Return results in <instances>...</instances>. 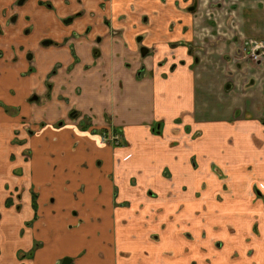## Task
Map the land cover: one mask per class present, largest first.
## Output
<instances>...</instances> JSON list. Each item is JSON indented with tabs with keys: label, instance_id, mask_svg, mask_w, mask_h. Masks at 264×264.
Here are the masks:
<instances>
[{
	"label": "crops",
	"instance_id": "obj_1",
	"mask_svg": "<svg viewBox=\"0 0 264 264\" xmlns=\"http://www.w3.org/2000/svg\"><path fill=\"white\" fill-rule=\"evenodd\" d=\"M18 1L0 0V101L21 107L0 106V195L16 198L0 264H60L43 235L60 222L80 231L67 254L101 245L72 264H264V122L220 106L264 80L244 55L264 41V0Z\"/></svg>",
	"mask_w": 264,
	"mask_h": 264
},
{
	"label": "rangeland",
	"instance_id": "obj_2",
	"mask_svg": "<svg viewBox=\"0 0 264 264\" xmlns=\"http://www.w3.org/2000/svg\"><path fill=\"white\" fill-rule=\"evenodd\" d=\"M264 43V42H263ZM252 47H253V44L252 42H248L247 44V47H245V51H244V55L245 57L248 59V60H252L256 63H259L258 65H255V66H252L250 67L249 71L245 69V72H247V74H250V73H254V74H259V75H264V48H260L257 50V54L256 56L254 55V53L252 52ZM260 63H262V65H260ZM219 72H220V69H218ZM217 78V71L216 69L213 67V68H206L204 71H203V84H204V87H203V90H205L207 87V90L210 92V94H215V92L212 90L210 84H214V83H210V80L213 79H216ZM208 81L207 83L205 82ZM251 87V89H248V88H242L240 90H237L234 94L231 95H228L227 98H225L224 100L221 99L220 100V106H228V107H232V106H236L238 107V111H240L242 114H245L246 116H259L262 118V121L264 122V80H262L260 83H258L257 85L253 86V85H249ZM73 109H70V111L68 112V115L65 117V118H69L70 119H74L75 117V114L74 112H76L77 110L75 109L73 112H72ZM14 115H17L16 112L14 111H11ZM78 118V117H77ZM76 118V119H77ZM64 122L66 123L67 121H65V119H59L58 120V125H61V124H64ZM119 135V138L118 139H121V134H118ZM18 136V138H17ZM17 138V142H23V139L20 138L19 136V133H16V137L15 139ZM14 139V140H15ZM20 140V141H19ZM232 141V139H230ZM121 143L122 144H125L124 141H123V138L121 139ZM230 143V142H229ZM216 167V166H215ZM214 168V171H218V176L220 177V179L222 180V182L224 183V187L227 188L228 184L230 183V180L228 179L229 178V174H227L226 172L224 171H219L218 168ZM226 167V169H228V164H225L224 165V168ZM229 170V169H228ZM229 172V171H228ZM260 192V193H259ZM258 194L262 195V192L258 189ZM52 197L54 196H51L50 198V202L53 203L51 200H52ZM2 195H0V206H2V204L6 203L8 204L9 206L7 207H10V205L14 204L13 202L15 201V197H9L6 199V202H2ZM21 198V197H20ZM14 199V200H13ZM41 199H43V197H41ZM58 205V202L55 204V206ZM21 206V205H20ZM19 206V208H20ZM4 207V205H3ZM0 212H1V209H0ZM76 212L78 213V210L77 209H73L72 211V218L71 219H83L82 217L79 216L78 214V217L76 215ZM154 213V212H153ZM158 213V212H157ZM161 214V213H159ZM7 214L4 215V217L1 215L0 213V241L1 242V246L3 247V249L8 253L10 251H12V248L14 247V245L11 243L13 239V235L11 234V226H10V223L12 222L13 223V217L8 218V215H7V218L6 217ZM48 217V215H46ZM173 219V218H171ZM36 220L35 217H33V219H31L30 221H27V225H31V223ZM153 221V220H152ZM144 223H146V226L145 228L146 229H149L151 231H153L154 233L156 232L154 228H152V223H150V218H148V220L146 219L144 221ZM177 224L179 223L178 220H176L173 224ZM74 225V222H66V224H64L63 222H60V224H52L49 227V234L48 236L46 234H43L44 235V238L49 242H52L54 240H57V243L58 245L56 246V249L54 250L55 254L58 255V256H61L62 255V259L64 257H67V256H77L79 255L81 252H83L84 250L88 252V249L89 248H93V249H97V247L101 246L99 243H97L96 245V248L90 246V243L92 241H90L91 239H83L81 245H82V249H79L77 250L81 245L77 246L74 250H72L73 252L77 250V252L73 253V254H67L64 249V242H67V239L69 237H74L76 235H80V231L79 229L77 228H74L73 227ZM179 225V224H178ZM184 228H182V231L185 235H187V232H184ZM42 231V228L41 229H38L37 232H36V235L39 236L40 232ZM182 233V232H181ZM182 233V234H183ZM160 234L159 232L156 234H153L152 235V239L153 240H158L159 236L158 235ZM95 241V240H93ZM92 244V243H91ZM38 247V243H35V247L33 249H31V251L27 252L26 253V256H31V254L35 251V249ZM104 250H106V252H109L111 253V248H104ZM24 252V251H23ZM22 255V252L18 253V256H20V259L22 258L21 257ZM25 256V257H26ZM29 258V257H27ZM12 258L10 255H8V259H7V262L11 261Z\"/></svg>",
	"mask_w": 264,
	"mask_h": 264
},
{
	"label": "flooded vegetation",
	"instance_id": "obj_3",
	"mask_svg": "<svg viewBox=\"0 0 264 264\" xmlns=\"http://www.w3.org/2000/svg\"><path fill=\"white\" fill-rule=\"evenodd\" d=\"M28 0H19L18 1V4L20 5V6H23L26 2H27ZM69 20H72V17H69L68 19H66V22L67 21H69ZM46 42H49V41H46ZM250 42V41H249ZM264 42V41H263ZM145 47V46H144ZM0 53H2V52H0ZM32 56V53H28V57H31ZM56 72V69L54 68L50 73H49V75L51 76L53 73H55ZM47 95H49V93H47ZM36 95H33L30 99H33L34 97H35ZM0 106L2 107V109L4 110V112H6L7 114H13L11 111H14V112H16V113H19L20 112V110H21V107H19V106H10V105H7V104H5V103H3L2 101H0ZM75 109H73L72 110V112L74 111ZM74 114H75V116L74 117H76L77 116V111L76 112H74ZM87 121H88V119L86 118H84V123H83V126L84 125H87L88 123H87ZM86 123V124H85ZM158 124H161V123H158ZM154 130H156L157 131V133H159L160 132V130L159 129H157V127L156 128H154ZM114 134H121L118 130H116L115 128H110V129H105V130H103L102 131V133H101V136H102V140L105 142V143H108V144H111L112 146H114V147H120V146H123L124 144H122L121 143V139H122V135H121V139H116V140H113V139H111V137H112V135H114ZM118 138H119V135H118ZM20 141V140H19ZM260 193V192H259ZM68 258H70V257H68ZM71 259V264H72V261H73V259L72 258H70ZM63 261V260H62ZM62 261L60 262V264L62 263Z\"/></svg>",
	"mask_w": 264,
	"mask_h": 264
},
{
	"label": "built area",
	"instance_id": "obj_4",
	"mask_svg": "<svg viewBox=\"0 0 264 264\" xmlns=\"http://www.w3.org/2000/svg\"><path fill=\"white\" fill-rule=\"evenodd\" d=\"M250 41L253 44V47H252L251 50L254 53V55L256 56L257 50L260 49V48H264V43L263 42L253 41V40H250ZM111 139H113V140L118 139V135L117 134L112 135Z\"/></svg>",
	"mask_w": 264,
	"mask_h": 264
},
{
	"label": "water",
	"instance_id": "obj_5",
	"mask_svg": "<svg viewBox=\"0 0 264 264\" xmlns=\"http://www.w3.org/2000/svg\"><path fill=\"white\" fill-rule=\"evenodd\" d=\"M148 52H149L148 48H146V47L141 48L142 55H146ZM61 264H71V259L66 257L63 259Z\"/></svg>",
	"mask_w": 264,
	"mask_h": 264
}]
</instances>
